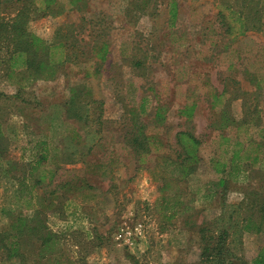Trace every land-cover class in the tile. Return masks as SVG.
Masks as SVG:
<instances>
[{"label":"rangeland","instance_id":"rangeland-1","mask_svg":"<svg viewBox=\"0 0 264 264\" xmlns=\"http://www.w3.org/2000/svg\"><path fill=\"white\" fill-rule=\"evenodd\" d=\"M134 1L91 0L84 11L30 20L28 30L48 42L66 24L79 26V37L86 42L106 31L109 55L98 72L93 65L97 55L80 57L79 46L73 50L76 62L85 63L63 66L55 80L37 81L18 98L17 86L0 77V122L6 136L5 156L0 158V237L15 233L13 226L20 220L26 224L23 261L6 260L0 242V264H199V231L207 227L229 229L232 253L249 264L264 246V230L243 229L249 212L240 207L242 190L247 183L257 187L258 179H233L224 197L217 192L221 176L210 160L219 133L211 125L221 106L212 108L208 96L211 87L217 92L226 88L225 99L238 89L256 91L250 79L264 75V34L248 30L241 35L237 14L225 9L226 0H158L157 8L149 0L146 12L129 18L126 9ZM171 1L177 6L173 26ZM242 1L251 8L256 0H230L233 7ZM141 51L151 58L142 61V68L130 66L129 58ZM79 84L90 88L89 101L103 102L100 129L92 122L98 114L95 104H89L85 124L65 117L69 90ZM256 94L257 100H246L264 125V89ZM141 96L154 103L140 120L162 143L157 155L144 158L134 155L123 139L131 128L129 111L137 112ZM156 102L166 108L162 126L152 124ZM186 102L196 104L190 121L178 116ZM228 111L240 120L243 99H231ZM181 131L201 141L200 163L196 173L178 182L176 171L160 156L174 158L176 134ZM75 133L79 140L73 139ZM40 142H45L48 164L30 171ZM68 157L75 163L68 164ZM259 171L264 173V164ZM22 183L31 191L26 196L52 202L37 219L35 211L20 204ZM35 220L53 234L51 249L41 252L35 239L45 229L36 236L29 232Z\"/></svg>","mask_w":264,"mask_h":264},{"label":"trees","instance_id":"trees-1","mask_svg":"<svg viewBox=\"0 0 264 264\" xmlns=\"http://www.w3.org/2000/svg\"><path fill=\"white\" fill-rule=\"evenodd\" d=\"M91 0H0V77L1 80L12 82L18 88V94L29 85L37 81H53L56 79L63 66L80 67L85 61L76 62L77 55L84 54L85 58L89 55H97L98 61L93 65L94 72H98L102 64L107 62L110 44L104 39L105 33H95L91 41L86 42L80 38L78 32L79 26L74 24L57 28L54 32L52 41L48 42L28 30V24L32 17L59 16L67 11L80 12L88 9ZM157 8L158 0H151ZM230 3V4H229ZM237 4V3H236ZM240 5L232 6L230 0H226L225 9L231 14H237V21L240 23V34H245L248 30L264 34V4L262 0H256L252 7L247 8L246 1ZM149 0H135L131 8L126 9L127 17H134L137 13L147 11ZM238 9V10H237ZM177 19V6L175 2L169 3V22L173 26ZM83 47L82 52H73L78 47ZM151 58L146 52L141 51L139 56L129 58L130 66L144 67L142 61ZM144 72V71H143ZM146 72V71H145ZM88 73L85 74L88 77ZM142 78L149 80L150 77L142 74ZM264 75H252L250 84L255 87V92L249 94L238 89V92L228 99L226 97V88L217 92L216 88L211 87L208 96L211 100V107L218 110V119L211 125L214 132L219 136L215 142L213 155L210 160L212 170L221 177L215 186L218 194L225 196L231 186L233 179L241 178L243 181H249L256 177L259 181L257 187H251L247 183L242 190L244 199L240 204L245 212H249L243 218V229L245 232L253 231L261 233L264 229V173L259 171L264 164V125L258 117L257 110H250L248 107L247 96H253L257 100V92L264 89ZM14 81V82H13ZM149 89H152L149 87ZM70 97L64 107V114L67 120L75 123L85 124L88 122L87 110L89 104H95L98 114L92 118V122L100 129L102 127V101H89L91 90L82 84L70 88ZM231 99H243V115L240 120H236L228 111L229 101ZM153 99L149 96H141L137 112L129 111L131 116V128L123 136L125 144L132 150L134 155L144 158L148 155H157L158 147L162 143L155 136L146 132L147 126L140 120L147 115V108L153 104ZM154 109L153 126H162L165 123L166 108L156 102ZM196 104L186 102L178 110V116L190 121L193 117ZM1 120V118H0ZM124 123L127 118L124 116ZM0 122V158L5 156L6 148L3 147L5 134L1 130ZM126 126V125H125ZM98 129V131H99ZM234 131V135H228V132ZM78 139L76 133L73 137ZM79 140V139H78ZM176 150L174 158L169 156H160L172 166L176 171L175 181H186L187 178L196 173L200 163L199 147L201 141L189 131H181L176 134ZM34 168L43 167L48 164L47 149L45 142L36 144V152L39 153ZM160 155V154H159ZM68 164L75 163L68 157L65 160ZM143 161V160H141ZM139 160V162H141ZM29 171V172H30ZM32 176V172L29 176ZM24 178V177H23ZM39 183V182H38ZM20 204L25 209L35 211L36 219L39 213L45 212L51 208L52 202L44 196L33 198L26 196L31 191L27 190L24 183L20 184ZM65 185V184H64ZM66 186V185H65ZM165 187L162 188V190ZM57 190V189H56ZM54 189L53 192L55 193ZM26 194V195H25ZM37 200V201H36ZM253 216H257V222L253 221ZM15 233H11L9 238L0 237L3 243V249L6 253V260L23 261V250L26 240L23 237L26 224L20 220L19 224H14ZM45 229V234L36 236V233ZM29 232L34 234L36 242L40 246L41 252L51 249L54 240L53 234L47 230L45 224L40 220L34 221V226L28 228ZM208 231V234L206 232ZM201 253L199 264H249L242 257L234 255L230 249V230L218 228L210 230L201 228ZM254 264H264V246L252 261Z\"/></svg>","mask_w":264,"mask_h":264},{"label":"built area","instance_id":"built-area-1","mask_svg":"<svg viewBox=\"0 0 264 264\" xmlns=\"http://www.w3.org/2000/svg\"><path fill=\"white\" fill-rule=\"evenodd\" d=\"M120 238H122V235H119Z\"/></svg>","mask_w":264,"mask_h":264}]
</instances>
